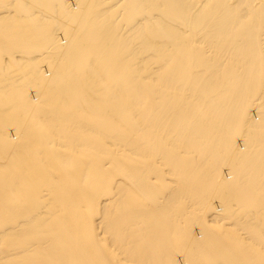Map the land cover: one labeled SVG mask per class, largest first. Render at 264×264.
Returning <instances> with one entry per match:
<instances>
[{
    "label": "bare ground",
    "instance_id": "1",
    "mask_svg": "<svg viewBox=\"0 0 264 264\" xmlns=\"http://www.w3.org/2000/svg\"><path fill=\"white\" fill-rule=\"evenodd\" d=\"M68 2L0 0V264H264V0Z\"/></svg>",
    "mask_w": 264,
    "mask_h": 264
},
{
    "label": "rangeland",
    "instance_id": "2",
    "mask_svg": "<svg viewBox=\"0 0 264 264\" xmlns=\"http://www.w3.org/2000/svg\"><path fill=\"white\" fill-rule=\"evenodd\" d=\"M68 1H69V2H68L69 5L72 7V6H73V3L71 4V2H70V1H72V0H68ZM37 6H38V4H37ZM37 6H36V4H34V6H32V7H33V10H34L35 12H36V11H37V12H40V11H41L42 13H41V12H40V13H41V15H43V12H45L46 10L42 9L41 7L38 8ZM35 7H37V8H35ZM39 10H40V11H39ZM50 16H51V17L53 16L52 18H53V19L55 18L56 20H58V17H59V16L57 17L56 14H53V15H50ZM60 22H62V21H60ZM57 24H58V23H57ZM71 27H72V26H71ZM73 27H74V25H73ZM57 29H58L57 32H58V34H59V33H60L59 27H57ZM19 44H20V43H19ZM10 70H13V72H12V71H11V72L9 71V73H7V76H8V75H14V76H16V77H19V74L17 73V71L15 72V68H14V69H10ZM16 70H17V69H16ZM16 74H18V75H16Z\"/></svg>",
    "mask_w": 264,
    "mask_h": 264
}]
</instances>
